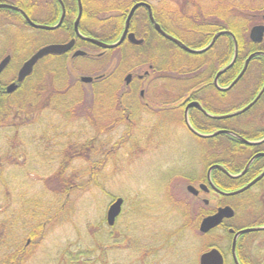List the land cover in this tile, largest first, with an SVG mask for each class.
Listing matches in <instances>:
<instances>
[{
    "label": "trees",
    "instance_id": "1",
    "mask_svg": "<svg viewBox=\"0 0 264 264\" xmlns=\"http://www.w3.org/2000/svg\"><path fill=\"white\" fill-rule=\"evenodd\" d=\"M15 3L21 5L20 2ZM97 4L100 15L96 14V22L94 23L93 18L90 20L89 9L84 7L80 27L83 31L90 32V23H97L99 31L94 29L90 34L102 40H111L117 37L122 23L120 11L130 4L112 2L110 5H102L99 1ZM114 9L118 13L103 18L102 14H106V10ZM144 10H137L136 17L141 19L145 15ZM152 11L155 20L164 29L174 33L191 47L204 46L216 31L228 29L245 50L262 49L263 44H254L244 39L254 16L264 13V0H160L157 5H152ZM144 20L148 23L147 16ZM132 24H135V17ZM67 31L71 36V23H67ZM216 48L218 52L213 51ZM180 51L183 52L178 48L179 54ZM219 51L225 60L232 55L233 40L229 35L219 36L207 51L209 59L218 57ZM204 54H199L201 59L196 61L201 62ZM161 58L163 63H169L166 58ZM196 61H191L193 64L190 69L194 70ZM59 63V59L53 61L55 67L52 72H32L13 96L0 98V264H26L33 258V248L46 241L56 224L71 222L75 212L72 199L86 194L92 187H104L103 184H107L104 170L111 161V149L116 153L125 150L128 153L130 149L137 147L135 137L138 134L134 129L141 122H146L144 119L149 121L155 116L152 111L141 108L135 93L121 94V90L117 91L116 77L111 74L100 77V80L91 84V99L89 102L85 101L86 96L78 94L83 83L75 74L72 73L74 77L69 75ZM196 71L197 69L195 73ZM66 76L65 83H60L61 78ZM60 84L62 85L58 86ZM113 102L116 104L111 105ZM173 116L169 110L156 115L158 121L155 125L159 130L155 133L165 136L164 132L171 126L168 122ZM126 117L131 118L136 125L130 129L134 137L129 140V145L125 135L128 132ZM191 126L198 132L210 133L216 130L219 122L199 113L191 116ZM188 131L206 144V150L202 153H208L204 158L209 156L211 160L205 159L204 168L212 162L221 161V157L216 156V149L222 138L232 142L227 146L228 149L232 152L236 150L234 139L224 133L200 137L189 129ZM12 167L18 168L19 172L16 171L13 175L14 171L10 170ZM8 170L9 172L4 173ZM16 185L22 188L19 190ZM177 206V202L173 203V208L178 209ZM180 207L178 211L184 210L182 214L186 218V207ZM200 209L202 212H199L198 220L213 212L212 208ZM135 210L138 215L144 209L138 207ZM116 223L114 227L107 225L106 228L92 225L88 241L82 237L75 241L64 237L65 243L58 247L47 264H150L156 256L162 262L166 260V256L165 253L160 256V250L165 249L168 253L167 250L173 249L185 227L184 223L177 229L165 232L156 242L146 238L147 246L140 257L125 263L119 256L112 258L116 248L121 249L122 244L128 242V236L121 225L118 235H112ZM227 228L228 224H222L215 232L217 229L222 230L231 242ZM240 240L241 238L238 243ZM216 245L225 252V246ZM138 251L141 252V249L138 248ZM147 256L149 257L146 259Z\"/></svg>",
    "mask_w": 264,
    "mask_h": 264
},
{
    "label": "flooded vegetation",
    "instance_id": "2",
    "mask_svg": "<svg viewBox=\"0 0 264 264\" xmlns=\"http://www.w3.org/2000/svg\"><path fill=\"white\" fill-rule=\"evenodd\" d=\"M15 1L20 2L21 5L15 3ZM79 2L82 7V14L85 11L83 8L87 7L90 12V20L93 18V21L96 22L97 0H0V5H8L0 6V62L7 58L4 67L0 71V98L7 99L8 96H13L19 86L27 80L30 75L19 83L12 92L7 91V86L11 82H16L17 74L23 63L39 48L49 44L66 43L74 39L73 46L68 51L48 53L39 58L31 72H52V68L55 67L53 61L58 59L61 63L59 64L65 68L66 72H76L73 67L67 65L76 58L98 60L105 66L97 69L96 72H108L107 74L115 75L118 88L123 82L122 87L125 89H121V94L134 93L141 84L138 96L142 99L145 97L144 94L147 95L146 100H139L141 108H146L152 112L156 109H159L156 111H167L168 108L162 109L160 106L168 105L169 109L174 111V117L177 114L179 115V111L181 112L182 123L186 128L185 108L190 102L197 101L202 109L197 107L188 108L187 117L190 124L191 116L200 113L210 120L219 122V126L215 128L216 130L224 129L236 133L247 142L236 138L232 134L224 133L234 139L233 144L236 145V150L232 152L226 147L230 146L229 143L232 142L225 138L224 140L228 142V145H222L224 148L220 150L222 152L220 155L222 156L221 161L209 164V166L216 163L220 164L225 171L214 168L208 175L209 166H207L203 176L204 179L202 177L203 180H201L205 184V188H201V190L198 188L202 183L199 180L196 187L199 189L198 193L192 196L206 207L211 201L216 200L218 201L216 207H231L233 210L232 216L223 219L221 223V225L228 224L227 230L231 235V239L233 232H230V229L237 231L244 228L264 226V54H256L246 63V59L250 54L254 52L264 53V31L259 42H254L249 37L252 26L264 25V13L254 16V20L257 19V21L254 24L252 22L247 31V37L244 39L254 44H263L261 45L262 49L245 50L236 39L237 52L232 64L218 74L221 69L231 62L233 53L225 60V57L219 51L218 57L216 56V58L210 60L207 51L213 47V44L204 52L205 54L201 60L202 66L196 64L194 70L190 69L193 63L188 60H186L188 64L180 61L178 48L185 53L188 52L154 28L149 19V13L144 6L139 7L137 10L144 8L145 15H142V18L139 19L136 17L137 10L133 13L126 36L116 47L104 48L76 37L74 21L79 11ZM9 6L17 7L18 10ZM130 7L131 5L120 11L122 23L118 28L117 37L111 40L101 39L102 41L110 43L120 37ZM20 10L32 23L55 27L42 28L34 26L25 20ZM145 16L148 18V23L144 20ZM134 17L135 24L133 25ZM81 19L79 23L80 31L86 35H91L90 32L94 31L93 25H91L92 22L89 25L90 32H86L80 27ZM67 23H71L72 26L71 36L68 35ZM159 25L161 26L160 23ZM161 28L167 34L185 43L174 33L168 32L162 26ZM130 32L134 34L136 40L140 41H131L127 37ZM77 49L84 51V54L74 55V51ZM183 52L180 51V55ZM161 57L166 58L165 60L169 63H163ZM201 67L202 71H200ZM123 72L130 75L128 82L125 76L121 75ZM164 72L165 74H163ZM180 72H189V79L187 80H193V86L188 88L186 86L179 90L180 92L178 90L177 92H171L172 89H166L168 92L163 91V93L167 92L166 94L170 95L169 100H160L162 92L159 90L158 96H155L157 92L151 96V89H154L152 86L154 87L155 84L163 83L164 86H162L166 88L164 82L168 79L177 82L178 79L184 78V75L178 76ZM173 86L175 87L176 84L174 83ZM171 103L174 104L169 106ZM226 109L230 110L225 111ZM232 112H236V114L229 117H219ZM153 119L152 117L149 121L144 120L146 121L145 127L148 128L149 125L153 124V129L157 132L159 127H155L157 125H155V122L158 121V118L155 119L154 123ZM126 123L128 132L125 135L130 137L132 135L130 129L135 128L136 125L129 117H126ZM168 123L172 125L171 121ZM208 123L209 121H207ZM215 171L216 173H214ZM212 174H215L214 178ZM252 181H254L252 185L234 195L223 193L240 189ZM199 192L203 193L205 197L200 198ZM203 210L205 209L203 208ZM240 238L241 240L238 243ZM239 239L236 244L238 264H264V230L244 233ZM223 256L225 260V255ZM232 263L234 264L233 260Z\"/></svg>",
    "mask_w": 264,
    "mask_h": 264
},
{
    "label": "rangeland",
    "instance_id": "3",
    "mask_svg": "<svg viewBox=\"0 0 264 264\" xmlns=\"http://www.w3.org/2000/svg\"><path fill=\"white\" fill-rule=\"evenodd\" d=\"M97 1L102 5H110L112 2H114V4L128 2L129 5L134 0ZM159 1L160 0H148L153 6L157 5ZM178 1L181 2L183 0ZM89 13L90 12L88 11V14ZM116 13H118V10L116 9L106 10V14L104 13L102 16L105 19ZM96 14L100 15L99 11H97ZM256 21L257 19L253 21V24ZM91 25H93V29L98 30L97 23ZM213 51L218 50L216 48ZM174 52L178 53L176 50ZM179 57L181 58H179V60L184 63H187L186 60L196 61L201 59L199 54L189 53L179 54ZM195 63L202 66L201 62L196 61ZM67 65L76 70V72H68V74L70 73L69 75L72 73L75 74V77L80 75L95 77L102 73L96 72V70L105 66V64L98 60L85 58H76L73 62L67 63ZM202 70L201 67L200 71ZM171 73L174 74L175 72ZM73 74L72 76L74 77ZM125 74L126 73L123 72L121 75L125 76ZM163 74H165V72ZM179 75H184V78L178 79L177 82L168 79L169 81L167 80L164 82L166 88L163 87V83L155 84L154 87L152 86L154 89H151V96L156 92L155 96H158V92L161 91L162 98L160 100H169L168 97H170V95L166 94L168 92L167 90L172 89L171 92H177V90H182L186 86L187 88L193 86V80H187L189 79V72H180L178 73V76ZM66 80L67 76L62 77L61 82H59L64 84ZM174 83L176 84L175 87L173 86ZM62 84L58 86H61ZM122 85H120V88H118L117 91L125 89ZM139 85L140 86H138L134 93L138 100L144 101L147 99V95L144 94L145 97L142 99L138 96V90L141 88V84ZM80 88L81 90L78 94H81L82 97L86 96L85 101L89 102L91 99L90 94L92 92L91 84L83 83ZM163 91L167 92L163 93ZM172 94L174 95L175 93ZM114 104L116 103L113 102L111 105ZM173 104L171 103L169 106ZM160 107H162V109L168 108L170 114L174 112L169 109L170 107H168V105ZM156 110L153 111V115L155 116L161 115L163 112ZM180 114L181 112L179 111V115L177 114L175 117L173 116L171 120L172 125L168 126L169 129L167 128L164 132L165 136H163L164 134H156L152 126L153 124L146 128V123L141 122L138 127L134 129L136 130V134H138L135 137L138 143L137 147L130 149L128 153L126 150L121 151L123 156L119 151L116 153L111 149L109 152L111 153V161L108 162L104 170L105 176L108 179L107 184H103L104 187H92V189L86 194L73 198L72 200L74 204L72 208L75 212L72 216V221L69 223L63 222L61 224H56L53 231L49 232L50 235H48L46 241H43L37 248H33V258H31L29 262H26V264H47L57 252L58 247H61V245L65 243L64 237L69 238L71 241H75L78 237H82L88 241L92 234V225L97 226L98 228H106V213L108 207L117 197L123 199V205L120 215L114 221V224L117 222L115 230L114 228H111L113 230L112 235H118L121 225L128 236V242L122 244L121 249L116 248L112 253L113 259L119 256V258L125 263L132 260L134 261L135 259H138L141 253L146 249L148 242L146 238H151L156 242L166 234L165 232L177 229L185 223L182 236L177 241V244L174 245V248L167 250L168 253L165 252V249L160 250L161 252L159 255L162 256L165 253L166 260L159 262L158 257L156 256L155 259L153 258V260L149 262L150 264H198L199 255L203 251L209 249V246H217L216 244H220L223 247L225 246V264H232V257L229 251V238L224 236L222 230L217 229L218 231L216 230L215 232L214 230L205 235H201L198 231L197 226L200 216L199 212L201 211L200 208L203 206L205 210L210 208L213 209L218 205V201H211L209 205H207L208 207H206L200 201H196V198L186 190V185L191 184L197 187L199 180L201 181L204 179V177L202 179L201 176H203L206 170V168H204L205 159H208V161L211 159L209 156L204 158L208 154L202 153L206 148V144L192 136L186 126L182 123V116ZM155 116H153V123L156 121ZM144 120L147 121V119ZM76 127L79 126L76 125ZM133 137V135L127 137L128 145L129 140ZM218 139L220 138H217V140ZM224 141L225 140L222 138L220 145L216 149L217 157L222 154V152H220V150L224 148L222 145H228V142ZM10 170L14 171V175L18 168L12 167ZM6 172H9V170L4 173ZM34 180L35 177L33 176V181ZM16 187L19 190L22 188L20 185H16ZM199 193L200 198L205 197L203 193ZM175 202L179 205L177 206L178 209L181 208L180 205L186 207V218H184L182 214L184 210L178 211V209L173 208V203ZM138 207L144 210L137 215L135 208L138 209ZM59 220H61V218ZM114 224L112 227H114ZM158 244L160 245V243ZM138 248L141 249V252H139L140 250L138 251ZM148 257L149 256H147L146 259Z\"/></svg>",
    "mask_w": 264,
    "mask_h": 264
},
{
    "label": "water",
    "instance_id": "4",
    "mask_svg": "<svg viewBox=\"0 0 264 264\" xmlns=\"http://www.w3.org/2000/svg\"><path fill=\"white\" fill-rule=\"evenodd\" d=\"M0 6H8V5L1 4ZM139 6H145L147 8L148 13H149V19L153 23L154 28L160 34H162L164 37L168 38L169 40L175 42L182 49H184L185 51L190 52V53H201L203 51H206L207 49H209L214 44V42L216 41V39L220 35H222V34L230 35L232 37V39H233V42H234V55H233V58H232L231 62L229 64H227L225 66V68L221 69L218 72V74L220 72L224 71L225 69H227L232 64V62H233V60H234V58L236 56L237 45H236L235 37H234L233 33L230 30L222 29V30L217 31L212 36L210 42L206 46H204L203 48H199V49L190 48L189 46L185 45L183 42H181L177 38H175V37L167 34L166 32H164L161 29V27L159 26V24L157 22H155V20H154V18L152 16V12H151L150 5L147 2H144V1H139V2H136V3H134L132 5V7L130 8L129 13H128L127 17H126L123 32H122L120 38L116 42H113V43H105V42H102V41H100L98 39H95L93 37L84 36V35H82L78 31V23H79L81 14H82V7H81V4L79 2V11H78V14L76 16V19L74 21V30H75V33H76L77 37H79L81 39H84V40H87V41H90V42H92V43H94V44H96L98 46H101V47L110 48V47H113V46H117V45H119L123 41L124 37L126 36L127 30H128V26H129V20H130L132 14L134 13V11L136 10V8L139 7ZM9 7H12V9L18 10L17 7H13V6H9ZM22 14L25 16V14L23 12H22ZM25 20L27 22H29L30 24H32L34 26H37V27H42V28H54L55 27V26L49 27V26H45V25H37L35 23H32L27 16H25ZM263 31H264V25H254V26L251 27V29L249 31V37L251 38L252 41L259 42L262 39ZM127 37L131 41H134V42H139L140 41V40H136L135 39L134 34L132 32L131 33H128L127 34ZM73 43H74V39H71L70 41H68L66 43H62V44H49V45H46V46H43V47L39 48L21 66V68H20V70H19V72L17 74V82L23 81L24 78L31 73L34 64L36 63V61L39 58H41L42 56H44V55H46L48 53H62V52L68 51L73 46ZM83 53L84 52L81 51V50H76L74 52V55L83 54ZM256 54H264V53H262V52H254V53L250 54L249 57L246 59V63L253 56H255ZM6 61H7V58L3 59L0 62V71L4 67ZM243 70H244V68H243ZM243 70H242V72H243ZM129 78H130V75H127L126 76V81L127 82L129 81ZM80 80L83 81V82H89V81L92 80V77L91 76L83 75V76L80 77ZM16 87H17V83L16 82H11L7 86V91L8 92H11ZM189 107H197V108H200V109H202V108H201V106L199 105V103L197 101L190 102L186 106V108H185V113H184L185 123H186L187 127L194 134H196V135H198L200 137H211V136H215V135H217L219 133H229V134L234 135L236 138H239L241 140L246 141L245 139H243L238 134L232 133V132H230L228 130H224V129L223 130H220V129L219 130H216L215 132L210 133V134H202V133L197 132L195 129H193V127H191V125H190V123L188 121L187 110H188ZM234 114H236V112H232V113H229V114H225V115H222V116H219V117L220 118L221 117H229V116L234 115ZM213 168H217V169H221V170L225 171V169L223 168L222 165L216 163V164H212L211 166H209L208 172H207L208 175H209V172ZM234 177H236V176H234ZM253 183H254V181L248 183L246 186H244V187H242V188H240L238 190L231 191V192H227L225 194H228V195L236 194V193H238L240 191H243L244 189L248 188ZM199 188H202V189L205 188V184H200L199 185ZM186 190L188 192H190L191 194H193V195H196L198 193V189L195 186L191 185V184H189V185L186 186ZM122 203H123V199L121 197H117L109 205L108 210H107V213H106V221H107L108 225H112L114 223L115 218L117 217V215L121 211V205H122ZM232 214H233V210L231 209V207H229V206L219 207V208H217L216 212H214L212 214H209L207 216H204L201 219V221L199 223L198 229H199L200 232L206 233L209 230L213 229L214 227L218 226L222 222V220L224 218L231 217ZM262 228H264V226L263 227H259V228H244V229L238 230L237 232L234 233L233 240H232V244H231V249H232V256H233V259H234V261H235L236 264H238L237 263V260H236V256H235V244H236L237 237L240 234H242V233L249 232V231H253L255 229H262ZM230 232H233V230L230 229ZM199 264H223V258H222L221 253L219 252V250L217 248H214L213 247V248H211V249H209L207 251L202 252L199 255Z\"/></svg>",
    "mask_w": 264,
    "mask_h": 264
}]
</instances>
